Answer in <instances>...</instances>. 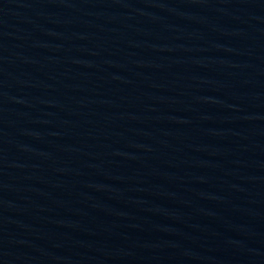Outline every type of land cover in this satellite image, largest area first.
Here are the masks:
<instances>
[{"label":"water","instance_id":"1","mask_svg":"<svg viewBox=\"0 0 264 264\" xmlns=\"http://www.w3.org/2000/svg\"><path fill=\"white\" fill-rule=\"evenodd\" d=\"M0 264H264V0H0Z\"/></svg>","mask_w":264,"mask_h":264}]
</instances>
